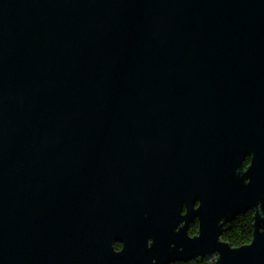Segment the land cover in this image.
<instances>
[{
	"label": "water",
	"instance_id": "95a60500",
	"mask_svg": "<svg viewBox=\"0 0 264 264\" xmlns=\"http://www.w3.org/2000/svg\"><path fill=\"white\" fill-rule=\"evenodd\" d=\"M197 258L264 264V0H0V264Z\"/></svg>",
	"mask_w": 264,
	"mask_h": 264
},
{
	"label": "trees",
	"instance_id": "16d2710c",
	"mask_svg": "<svg viewBox=\"0 0 264 264\" xmlns=\"http://www.w3.org/2000/svg\"><path fill=\"white\" fill-rule=\"evenodd\" d=\"M246 165L250 164V158L246 159ZM254 215L253 211L238 215L233 221L226 224L222 229L221 239L229 243L232 247H241L251 243L254 234ZM199 222L196 220L189 227L188 234L195 236L198 233ZM115 247L119 250L121 245L116 244ZM171 264H209L205 258H197L186 262H175Z\"/></svg>",
	"mask_w": 264,
	"mask_h": 264
},
{
	"label": "flooded vegetation",
	"instance_id": "af4514ba",
	"mask_svg": "<svg viewBox=\"0 0 264 264\" xmlns=\"http://www.w3.org/2000/svg\"><path fill=\"white\" fill-rule=\"evenodd\" d=\"M185 212H186V209L184 208L183 213H185ZM196 220H198V219L193 220V221L189 224V226H188V230H189V227L191 226V224H193Z\"/></svg>",
	"mask_w": 264,
	"mask_h": 264
}]
</instances>
